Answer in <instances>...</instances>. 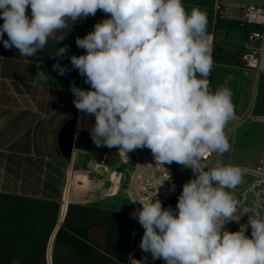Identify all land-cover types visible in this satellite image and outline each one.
<instances>
[{"label":"clouds","instance_id":"clouds-1","mask_svg":"<svg viewBox=\"0 0 264 264\" xmlns=\"http://www.w3.org/2000/svg\"><path fill=\"white\" fill-rule=\"evenodd\" d=\"M97 11L108 18L76 38L85 54L70 58L90 85L86 90L72 83L70 89L75 108L94 116L93 142L126 154L147 148L157 164L175 162L193 173L175 210L163 207L158 189L131 202L140 205L131 213L144 229L140 249L165 264H264V215L240 212L232 194L242 170L207 160L230 150L226 129L235 111L226 83L210 88L213 58L204 12H189L183 0H0V41L27 59ZM67 51L65 45L51 56ZM52 67L66 74L59 62ZM36 76L49 78L43 71ZM243 215L247 223L229 231L226 225Z\"/></svg>","mask_w":264,"mask_h":264},{"label":"crops","instance_id":"crops-1","mask_svg":"<svg viewBox=\"0 0 264 264\" xmlns=\"http://www.w3.org/2000/svg\"><path fill=\"white\" fill-rule=\"evenodd\" d=\"M183 4L189 12L198 7L207 17L213 58L210 88L214 91L225 83L230 88L235 111L232 119L238 117L240 121L249 110L247 117L264 124V35L263 40L252 43L260 49L258 68H246L242 60L248 31L261 27L221 19L216 9L218 5L221 10L244 5L264 7V0H183ZM106 18L107 14L97 11L95 16L73 24L64 40L50 39L43 51L27 59L0 41V264H137L129 258L142 264H165L139 247L144 229L131 216L138 207L124 191L129 172L113 168L110 193L94 199L74 196L82 185H73L87 180L84 174L79 175L82 172L77 170V163L95 161L93 156L97 155L84 153L86 149L74 142L80 133L91 138V132L82 129L79 122L94 116H85L73 104L70 85L86 90L90 85L72 67L70 58L85 54L77 47L76 38H83ZM65 45L68 51L64 57L51 56ZM57 62L66 68L65 75L53 69ZM38 71L49 75L46 82L36 76ZM237 124L234 122L227 132ZM106 148L108 154L110 149ZM173 176L180 192L162 205L175 210L187 181ZM226 227L237 231L240 226ZM247 234H251L250 228Z\"/></svg>","mask_w":264,"mask_h":264},{"label":"built area","instance_id":"built-area-1","mask_svg":"<svg viewBox=\"0 0 264 264\" xmlns=\"http://www.w3.org/2000/svg\"><path fill=\"white\" fill-rule=\"evenodd\" d=\"M217 10L221 12L220 18L235 19L240 26H254L261 27L260 29H251L247 33V39L243 46L246 52L242 56V60L246 68L257 69L259 66L260 49L254 48L252 43L263 40L264 35V7L256 5H244L239 9L226 8L221 10L218 5ZM239 11L238 13L235 11ZM230 132H227L228 139ZM214 159V162L219 160V156L215 153L207 157V160ZM220 161V160H219ZM242 172L249 173L252 180L245 187H243L235 197L238 203V210L240 212L250 209L258 210L261 215H264V157L259 159L255 167H241ZM170 177V179H168ZM158 189L157 197L162 203L169 201L172 197L180 192V187L173 174L163 166L157 164L152 153L142 156L133 166L131 172L128 173L127 184L124 191L128 194L131 201L134 199L148 198L154 194ZM136 207H140L139 203H134ZM252 212L249 211V215ZM248 216L243 215L239 223L235 221L229 222L227 225L246 224ZM250 228V227H249Z\"/></svg>","mask_w":264,"mask_h":264},{"label":"rangeland","instance_id":"rangeland-1","mask_svg":"<svg viewBox=\"0 0 264 264\" xmlns=\"http://www.w3.org/2000/svg\"><path fill=\"white\" fill-rule=\"evenodd\" d=\"M252 107L253 101H251L250 109H252ZM249 113L250 112L248 110L247 114ZM247 114L240 121L238 117L236 119H232V121L227 125V128H229L234 124V122H238V126H236L235 129H231L229 138V142L231 145L230 150L220 156V161L224 164L238 166L239 168H253L256 166L259 159L264 157V124H258L254 122V120H252L250 117H247ZM79 123L82 129H84L85 131H90L91 127L95 123V119L86 120L85 118L80 120ZM68 148L69 146L67 143V154ZM75 148L78 149V151L80 149L77 148L76 145ZM109 149L110 152L108 154H105L103 157L93 156L95 158V161H90L88 163L87 161H85V163L82 165L79 162L77 163V170H80L82 172L79 175L84 174L87 177V180L78 183L76 182L73 185V187L76 188H78L79 185H82V188L81 190H79V192H77V190L74 191V196L79 197L81 195L83 196V198L94 199L97 198L100 194L110 193L113 185L112 182L109 181V178L113 173L114 167H121L127 172H131L134 164L142 156L151 153V151L147 148L136 149L129 152L128 154L124 153L123 151H119V149L115 147ZM82 151L84 153L90 154L91 156L93 155L88 150ZM72 157L73 155H71L70 160H72ZM83 157L78 155V158L80 159H84ZM67 158L66 162H68ZM165 165L172 174L181 177L184 181L190 180L191 176L193 175L190 169L183 168L175 162ZM242 173L243 176L241 183L234 190H232V194L236 192V196H238L240 190L252 180V177L249 173ZM238 191L239 193H237ZM95 194L97 195L95 196Z\"/></svg>","mask_w":264,"mask_h":264},{"label":"water","instance_id":"water-1","mask_svg":"<svg viewBox=\"0 0 264 264\" xmlns=\"http://www.w3.org/2000/svg\"><path fill=\"white\" fill-rule=\"evenodd\" d=\"M74 142L78 147L86 149L94 153L98 157H103L107 152L106 146L97 147L92 138L84 133H80L79 135H77ZM209 161L214 162V159H211Z\"/></svg>","mask_w":264,"mask_h":264}]
</instances>
